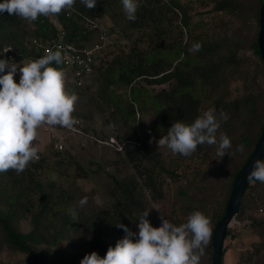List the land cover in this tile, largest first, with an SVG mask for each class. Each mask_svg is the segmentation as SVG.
Wrapping results in <instances>:
<instances>
[{"label":"trees","instance_id":"16d2710c","mask_svg":"<svg viewBox=\"0 0 264 264\" xmlns=\"http://www.w3.org/2000/svg\"><path fill=\"white\" fill-rule=\"evenodd\" d=\"M138 2L140 7L135 21H129L122 12L123 24H117L119 29L113 26L116 31L111 35V48L107 50L110 61L95 78L101 98L114 105L116 115L126 126L119 142L136 174L121 180L114 177L112 195L115 200L112 206L99 212H88L81 209L78 203L75 204L71 192L58 186L55 181L43 182L41 179V173L50 164L60 166L66 158L72 157H65L63 151L53 146L52 136L48 144L38 149L39 159L30 162L22 173L18 175L14 170L0 173V235L10 249L26 254L28 264H57L51 262L49 255L40 252L38 245L58 244L82 232L90 247L88 254L95 251L104 257L107 249L115 247L116 242L124 236L123 230L116 225L122 223L129 228L131 224H137L144 211H149L147 219L151 225L159 227L161 221L155 210L148 207L143 198L144 191L147 190L154 200L161 201V190L166 179L172 182L180 176L177 172L180 162L188 161L200 151L204 155L208 151L216 152V145H199L196 152L187 157L178 156V160L169 166L166 156L150 150L149 145L137 135V113L154 111L164 127L176 121L191 124L208 110H214L221 120L220 113L227 114L228 119L221 124L217 139L220 133L230 137L232 148L229 156L226 154L224 158L232 169L229 175L224 176L225 196L212 208V229L225 212L236 174L262 133L264 89L259 88L257 79L258 73L264 76V62L257 44L261 0L193 1L200 6L211 5L213 13L225 11L240 16L244 24L248 21L255 24L256 30L249 43L255 61L247 69H241L244 57L237 53L240 48L238 43L229 42L225 35L214 37L198 30L191 14L194 6L191 0ZM94 13L95 7L88 9L81 0H75L71 9L39 17L32 22L30 32L21 35V23L25 20L4 12L0 14V48L5 43H13L23 54H32L27 40L30 37L44 40L56 36L53 19H58L69 41H80L91 33L87 22L95 19ZM127 31L139 34L138 43L135 39L133 44H129L131 34H127ZM196 42L202 45L201 50L190 51ZM53 66L63 71L61 65ZM235 76L243 80L244 90L232 96L229 83ZM163 84L166 86L155 93L148 89L149 85ZM65 85V92L69 94V86L67 83ZM114 87L128 88L127 98L117 95L111 89ZM72 115L79 118L82 127L84 120L88 119L76 110ZM83 128L90 131L88 127ZM54 131L55 136H62L68 150L85 138L82 134L68 133L58 125ZM241 144L244 146L243 152H236V147ZM77 170L81 174L86 171L80 163H77ZM247 206L264 213V183L249 182L235 216L239 220L248 219L247 225L257 236L250 248L242 251L238 264H264V215L259 218L243 217ZM187 209L193 208L188 206ZM27 216L30 228L22 231L18 228V222ZM228 235L235 236L230 227ZM225 251L223 245L222 264ZM212 254L211 240L205 249L207 264H213Z\"/></svg>","mask_w":264,"mask_h":264},{"label":"rangeland","instance_id":"374dc122","mask_svg":"<svg viewBox=\"0 0 264 264\" xmlns=\"http://www.w3.org/2000/svg\"><path fill=\"white\" fill-rule=\"evenodd\" d=\"M193 5L191 14L198 30L214 37L225 35L229 42L238 43L240 48L237 53L244 57L241 69H247L248 65L255 61V56L249 46L256 30L255 24L251 21L244 24L241 22L240 16L225 11L213 13L210 10L211 5L200 6L195 2H193ZM100 7L102 10H100ZM122 12L121 0H97L94 21L108 30L115 29L113 26L119 29V26L124 22L121 16ZM32 27V22L25 20L21 23L19 34H28ZM115 31L113 30V32ZM127 34H131L129 44H133L135 39L138 43V33L127 31ZM141 45H145V43ZM257 79L259 88L264 89V76L258 73ZM65 83L69 86V95L74 93L78 96V100L74 103V110L88 118L84 120L85 125L83 127H88L90 131H86L82 127L84 140L79 141L70 150L66 148L67 146L60 150L63 151L65 157H72L66 158L60 166L50 164L41 173V179L43 182L55 181L58 186L71 192L75 204H79L82 197H87V203L81 209L88 212H99L101 209L110 208L115 200L112 195L113 178L121 180L135 173L132 165L126 160L119 142V137H122L125 133L126 126L116 115L114 105L101 98L96 89L97 83L90 88H72L66 74ZM163 86H166V84L149 85L148 89L155 93ZM111 89L123 99L128 96V88L126 87ZM243 90V80L235 76L229 83V93L234 96L241 94ZM169 127L171 126L164 127L161 125L154 111L136 114L137 135L149 145L150 150L166 156V164L171 166L175 160H178L177 157L181 155H173L167 148L157 147L156 144V141L166 135ZM54 132H45L38 128L33 146L37 149L42 148L51 136L54 138V143L59 141V138L56 139V133ZM77 135L80 136V134ZM111 138L115 140V143L111 142ZM150 139H152V143H149ZM77 163H80L86 169L82 174L77 170ZM231 169L232 166L227 159L224 156L222 158L217 156L215 150L208 151L207 155L200 151L188 161L178 164L177 172L180 176L176 181L171 182L168 178L166 179V183L161 190V196L163 197L161 201L154 200L147 190L144 191L143 198L148 207L155 210L158 217L160 213L156 208L160 210L166 219L177 226L186 222L187 217L194 211H200L210 219L212 208L216 203L222 201L226 194L224 176L225 174L229 175ZM188 206L193 209L188 210ZM263 215V212L256 211L253 206H247L243 217L253 216L259 218ZM29 216L19 220L18 228L20 230L27 231L30 228ZM248 222V219L239 220L236 218L232 222L230 228L235 236L232 237L227 232L224 240V247H226L223 256L224 264H238L242 251L250 248L251 242L257 238L255 231L247 225ZM129 228L134 232L138 231L136 223L131 224ZM71 236L70 239L61 240L58 244H40L38 250L49 255L51 262L80 264V260L84 255L90 252L87 237H85L84 232ZM0 264H28L26 254L10 249L1 235ZM201 264H207L205 256L202 257Z\"/></svg>","mask_w":264,"mask_h":264},{"label":"clouds","instance_id":"9594fccd","mask_svg":"<svg viewBox=\"0 0 264 264\" xmlns=\"http://www.w3.org/2000/svg\"><path fill=\"white\" fill-rule=\"evenodd\" d=\"M88 9L96 6L97 0H81ZM75 0H3L0 14L17 16L28 22L39 17H48L71 9ZM123 12L129 21L136 20L140 7L138 0H121ZM202 45L196 42L190 51H200ZM7 49L4 53L11 51ZM60 50H49L44 56L20 67L0 59V173L14 170L22 173L30 162L38 160V149L33 146L37 129L42 124L59 125L71 129L76 120L72 113L76 94L65 92V73L53 65H61ZM19 71V82L14 76ZM218 119L214 110L203 112L191 124L181 121L172 123L166 135L156 141L157 147L167 148L173 155L190 156L199 145H216V155L222 158L232 148L226 133H217L227 114L221 112ZM152 139L149 143H152ZM243 144L236 152H243ZM235 154V153H231ZM248 182L264 183V160L256 159L247 174ZM87 203L82 197L79 206ZM159 227H153L144 211L137 223L138 231H132L122 223L116 225L124 232L115 247H109L104 257L95 251L85 254L80 264H201L205 249L211 242L213 229L211 221L200 211H194L187 221L179 226L171 223L160 210ZM75 216V213H73Z\"/></svg>","mask_w":264,"mask_h":264},{"label":"built area","instance_id":"2783aa9c","mask_svg":"<svg viewBox=\"0 0 264 264\" xmlns=\"http://www.w3.org/2000/svg\"><path fill=\"white\" fill-rule=\"evenodd\" d=\"M52 22L57 29L56 36L44 40L42 38L30 37L27 40L28 49L33 52L32 54H23L20 48L13 43H5L0 48V59H9V63H16L22 67L44 56L49 50H60L63 55V63L61 66L67 78L70 80L72 88L81 89L92 87L96 83V76L99 75L110 61L107 50L111 48V35L113 31L108 30L94 20H88L87 27L91 33L85 38L82 37L80 41H69L58 19H53ZM9 48L12 50L4 53ZM14 80L17 83L19 82V71L14 76ZM74 118L76 123L71 129L61 127L68 133L84 135L79 118ZM55 126L42 124L39 129L45 132L54 131ZM58 138L59 141H55L54 147L58 150H63L65 144L62 141V136L57 135L56 139ZM111 142L115 143V140L111 138Z\"/></svg>","mask_w":264,"mask_h":264},{"label":"water","instance_id":"95a60500","mask_svg":"<svg viewBox=\"0 0 264 264\" xmlns=\"http://www.w3.org/2000/svg\"><path fill=\"white\" fill-rule=\"evenodd\" d=\"M257 44L259 51L261 53L262 60L264 62V0H261V6L259 11V31L257 35ZM264 157V128L262 133L256 142L254 149L247 157L245 163L241 169L236 174L230 195L225 207V212L223 216L218 220L213 228L212 235V263L222 264V252L224 240L228 232V228L231 226L232 222L237 215L241 201L243 199L245 190L249 184L246 180L247 174L251 171L252 163L256 159H263Z\"/></svg>","mask_w":264,"mask_h":264}]
</instances>
